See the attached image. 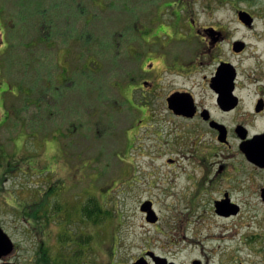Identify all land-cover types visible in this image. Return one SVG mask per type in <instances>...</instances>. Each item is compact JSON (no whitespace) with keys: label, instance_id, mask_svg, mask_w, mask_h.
<instances>
[{"label":"rangeland","instance_id":"obj_1","mask_svg":"<svg viewBox=\"0 0 264 264\" xmlns=\"http://www.w3.org/2000/svg\"><path fill=\"white\" fill-rule=\"evenodd\" d=\"M184 1L202 22H233V5L264 20V0ZM180 4L0 0V40L8 44L0 57L5 100L0 105V172L5 175L0 180V228L14 243L32 250L26 254H34L42 239L53 248L59 236V225L43 231L41 220L26 221L15 209L28 211L20 196L46 191V184L38 186L44 173L41 153L51 150L56 165L48 174L52 186L61 180L58 198L60 212H65L57 221L81 239L91 234L83 241L92 242L94 264H135L142 258L154 264L148 253L174 264H264V203L253 180L247 182L245 162H236L240 139L231 133L239 124L251 134L264 130V112L254 116V103H239L230 113L215 103H198L228 129V143L220 145L203 123L175 118L165 103H132L123 94L140 77L138 36L151 37L156 26H170L175 15L168 12L181 15ZM161 32L155 35L177 41L175 33ZM146 56L144 61L151 54ZM4 77L11 87H3ZM169 80L166 76L164 84ZM196 92L209 102L201 87ZM196 151L208 156L202 167L196 166ZM12 163L31 170V177L22 170L9 172ZM219 163L240 169L239 183L232 174L221 186L207 182ZM225 189L238 206L231 217L219 216L214 208V199ZM145 201L156 215L153 222L140 209ZM93 208L100 211L97 219L80 214ZM68 212L74 222L63 219Z\"/></svg>","mask_w":264,"mask_h":264},{"label":"flooded vegetation","instance_id":"obj_2","mask_svg":"<svg viewBox=\"0 0 264 264\" xmlns=\"http://www.w3.org/2000/svg\"><path fill=\"white\" fill-rule=\"evenodd\" d=\"M180 1V6L184 12L180 15L176 10L174 12L169 11V16L175 15L173 20H170V26L161 24L157 30L156 26L153 29L154 35L151 37L138 36V47L135 51L136 57L139 59L138 69L140 77L136 81L137 84L131 89L124 90L123 94L132 103H165L172 116L185 122L193 120L203 123L207 129L212 131L216 140L214 144L219 142L220 145H225L228 143V129L211 116L208 110L200 108L198 103H215L223 113L232 112L238 107L239 103H254V116L264 112V20L259 21L250 11L239 9V7L233 5L230 8L235 11L237 17L233 22L230 20L202 22L195 18L191 12L193 9L189 8L187 2L184 0ZM202 11L204 12V9ZM240 12L247 14L242 15L244 19L240 18ZM229 23L234 26L231 27ZM258 24L262 25L259 29ZM161 29L168 34L175 33L177 41H166L168 39H164L166 38L164 35H155L157 32L162 33ZM181 32L187 35H183ZM6 48H8V44L4 40H0V57L4 54ZM148 54H151L150 59L144 61ZM1 70L0 62V73ZM143 74L148 75L144 77ZM166 76L171 77L172 80L165 81L164 84ZM5 78L2 83L3 87H11L12 85ZM200 87L206 94L210 95L209 102L206 101L205 97L197 94L196 88ZM17 89L19 90V87ZM18 90L12 95H16ZM133 93L136 99L133 98ZM2 96H4V93L1 90L0 105L5 103ZM124 101L126 102L125 99ZM170 103L172 107H175L176 103H178L180 107L185 109H188L185 107V105H188L191 107L193 115L175 114L169 108ZM231 103L237 104L229 110L220 108V104L227 107ZM142 107L144 106L142 105ZM138 112L141 114V119L144 120L146 115L140 107H138ZM206 114L208 116L207 119L204 118ZM212 122L223 128V140L219 139L220 131L211 126ZM231 133L234 135L233 137L240 139V142L236 143L240 161L236 162H245L247 172L249 171L247 182L253 180L258 198L264 203V130L251 134L244 126L239 124L235 126ZM191 134L196 135V132ZM242 144H247L249 148L247 155L240 149ZM41 155L44 159V165L41 170L44 173L42 174L43 177L39 179L40 184L38 186L43 183L46 184V191L43 195L39 193V196H27L26 198L20 196L19 199L23 200V203L29 204L28 211H21L18 207L15 209L25 216L26 221L41 220V229L43 231L52 223L55 226L56 224L59 225L56 229L59 233L55 240L57 244L50 248L52 244H47L42 239V242L36 244L35 253L31 255L26 254V251H32L30 248H24L23 244H16L11 240L12 250L7 255L0 257V264H48L47 256L50 257L49 264H94L95 251L93 250L92 242L88 241V245H84L87 250L82 249L81 244H79L83 240H88L91 234L88 232L81 239L75 233L73 234V229H61L60 222L57 221L62 214L60 212L61 206L59 205L61 196L59 195L58 198V193L61 189L58 187V182L61 184V180H56L55 186H52L53 182L50 175L54 169H49L51 165H56V154L52 156L51 150H43ZM195 156L199 160L197 167H202L205 161H209L207 155H202L198 151H196ZM203 158L205 160L202 161ZM167 161L169 164L174 162L171 158L167 159ZM16 170H22L21 172L24 171L25 176L28 174L31 177V170L29 169H23V167L15 165L13 169H10V172L14 173ZM19 171H16L15 174ZM239 171L240 169L235 170L232 164L230 167L229 164L219 163L213 170L214 174L207 182L216 181L220 183L218 186H221L223 180H228L232 174L236 175L234 182L239 183L236 181ZM35 174L33 173L36 178L34 183H37L38 178ZM219 192L220 194L223 193V195L218 200L214 199V202L226 200L229 204L236 205V201L231 196V190L225 189ZM31 200L36 202H29ZM21 209L24 208L22 207ZM237 212L227 216H219L231 217L236 215ZM21 214L19 216L23 217ZM68 233L75 235L72 237L75 242L74 244L62 245L61 237ZM46 249L49 250L48 254Z\"/></svg>","mask_w":264,"mask_h":264},{"label":"water","instance_id":"obj_3","mask_svg":"<svg viewBox=\"0 0 264 264\" xmlns=\"http://www.w3.org/2000/svg\"><path fill=\"white\" fill-rule=\"evenodd\" d=\"M240 18L244 19V17H242V15H247L245 12H240ZM237 103H231L229 104V106H224L222 104H220V108L222 110H229L232 109L234 106H236ZM186 108H182L178 105V103H176L175 107H172L171 103L169 104V108L172 109L175 114L177 115H185V116H192L193 115V111H191V107H189L188 105H185ZM205 119L208 118L207 114L206 116H204ZM211 126L218 129V131H220V140H223V128L221 126H219L218 124L212 122ZM240 149L247 155V153L249 152V148L247 147V144H242V146H240ZM141 211L142 212H147V217L146 220L148 222H153L156 220V215L154 213V211L151 208V202L146 201L141 205ZM215 211L218 215H230V214H235L238 211V208L234 205L229 204L226 200H223L221 202H215ZM12 250V241L10 240L9 236L3 231L2 228H0V257L1 256H5L7 255L10 251ZM150 256H152V254H149ZM153 261L155 264H166V261L162 258H158L155 257L153 258ZM197 262H194L193 264H196ZM135 264H146L144 259H140L138 262H136ZM173 264V263H170Z\"/></svg>","mask_w":264,"mask_h":264},{"label":"trees","instance_id":"obj_4","mask_svg":"<svg viewBox=\"0 0 264 264\" xmlns=\"http://www.w3.org/2000/svg\"><path fill=\"white\" fill-rule=\"evenodd\" d=\"M0 165H2L1 158H0ZM12 165H15V164L12 163ZM51 167H52V165L50 166L49 169H51ZM9 172H10V169H9ZM4 177H5V175L3 174V172H0V180L1 181H2V179H4ZM63 213H65V212H63ZM99 213H100L99 210H96L95 208H93L91 210L85 209V211H81L80 214H82V217L87 220V219H90V218H93V219L94 218L95 219L99 218L100 217ZM66 214H68V217L63 215V219H66V221L68 220L69 222H74L75 221V219L71 217V215H72L71 212H68ZM72 237H73V235L69 234V233L66 234L65 236L61 237V244L62 245L74 244L75 241L72 239ZM79 244H81V246L88 245V241L79 242ZM46 252L48 254L49 250L46 249ZM46 260H47V263L49 264L50 263V257L47 256Z\"/></svg>","mask_w":264,"mask_h":264},{"label":"bare ground","instance_id":"obj_5","mask_svg":"<svg viewBox=\"0 0 264 264\" xmlns=\"http://www.w3.org/2000/svg\"><path fill=\"white\" fill-rule=\"evenodd\" d=\"M221 237H224V236H221Z\"/></svg>","mask_w":264,"mask_h":264}]
</instances>
